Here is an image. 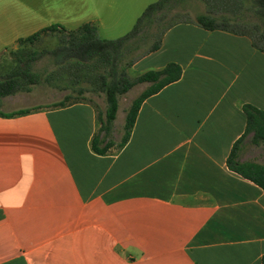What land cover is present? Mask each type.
Wrapping results in <instances>:
<instances>
[{
  "label": "crops",
  "instance_id": "1",
  "mask_svg": "<svg viewBox=\"0 0 264 264\" xmlns=\"http://www.w3.org/2000/svg\"><path fill=\"white\" fill-rule=\"evenodd\" d=\"M29 1L34 19L79 9L74 30L90 23L114 39L99 0ZM153 57L142 73L173 63L181 76L141 103L121 148L100 135L109 147L94 152L101 123L87 102L0 110H31L0 115V264H261L264 190L228 159L243 106L264 112V53L247 36L185 22L142 61ZM248 138L236 161L260 164L264 149Z\"/></svg>",
  "mask_w": 264,
  "mask_h": 264
},
{
  "label": "rangeland",
  "instance_id": "2",
  "mask_svg": "<svg viewBox=\"0 0 264 264\" xmlns=\"http://www.w3.org/2000/svg\"><path fill=\"white\" fill-rule=\"evenodd\" d=\"M156 1L158 0H99L98 4L102 5L97 6V11L104 22L105 32L113 37V40H116L128 34L147 6ZM29 2V0H0L1 75L13 70L16 65V54H11V51L18 52V54L32 51L40 53L44 50H52L58 43V37L53 35L43 36L38 42L31 45H13L12 40L16 35L19 34L24 38L54 24H58L66 30H74L77 25L72 21H76L80 15L86 12L79 9L42 11L47 15L43 14L42 19H34L32 11L25 9V5ZM125 3H131L132 9L128 10L129 5ZM113 4H116L117 8ZM108 7H112V12ZM228 9L242 12L243 24L251 34L255 35L253 26L259 25L257 16L252 12L239 9L235 2L230 0H170L164 10L155 13L143 24L137 36L126 41L117 61V71H124L131 80L136 79L143 74L141 72L143 68L155 59L153 57L142 61L143 57L152 52L153 45L160 41L168 28L177 23L195 22L196 16L199 14L210 13L216 16L226 14L231 17ZM67 14H76L77 16L67 19ZM136 62L139 64L135 69H132ZM109 68L110 65L103 64L96 59L87 63H77L72 60L58 64L53 57L44 54L31 62L30 71L36 77V84L26 86L29 91H20L2 99L0 110H12L50 102L64 104L87 102L96 109L98 116L101 115L104 118L106 96L103 82L110 81ZM149 87L150 83H138L127 93L118 96L119 110L115 124H111L108 133L103 134L98 129L99 135H103L113 143H120L124 135V113L128 112L132 102ZM248 139V143L251 145L250 138ZM254 155V159L260 164H264V158L260 154Z\"/></svg>",
  "mask_w": 264,
  "mask_h": 264
},
{
  "label": "trees",
  "instance_id": "3",
  "mask_svg": "<svg viewBox=\"0 0 264 264\" xmlns=\"http://www.w3.org/2000/svg\"><path fill=\"white\" fill-rule=\"evenodd\" d=\"M169 1L170 0H158L148 5L142 15L137 19L133 29L124 37L116 40L100 39L97 35L96 28L90 23L83 24L76 30L71 31L66 30L58 24H54L42 28L26 38L19 39L17 42L18 45H31L38 42L43 36L54 35L58 37V43L52 50H44L40 53L32 51L26 54H18V52L14 53L11 51V54H16V65L14 69L8 73L0 74V99L15 95L20 91H29L26 86L36 84V77L30 71L31 62L44 54L53 57L58 64L72 60L77 63H87L96 59L103 64L110 65V81L103 82V86H105L106 110L104 118L101 115L98 116L101 122V133H108L109 127L116 118L118 96L127 93L138 83H150V87L132 102L126 114L124 135L118 144L119 148L123 147L129 139L141 103L147 97L160 91L163 87L177 81L181 76V68L173 63L166 65L163 69L158 71H147L134 80H131L124 71L118 72L116 67L120 52L126 41L137 36L143 24L155 13L164 10L165 5ZM230 1L235 2L236 6H239V9L252 12L257 16L259 25L253 26L255 35L251 34L246 25L243 24L244 16L242 12L230 11L229 9L227 11L232 15L231 17L226 14L220 16L210 13L199 14L196 16L194 23L208 31L221 30L236 35L247 36L250 38L252 46L264 53V0ZM159 43L160 41L153 45L151 49L152 52L158 49ZM58 105L63 106L64 103H59ZM30 111L29 109H24L8 114L0 113V115L11 117L27 114ZM243 113L246 121L245 133L242 138L235 143L231 150L228 159L229 169L264 190V165L253 162L240 163L236 161L238 146L243 138L248 135H251L250 141L253 145L262 146L264 149V112L251 105H245L243 106ZM100 144L101 140L98 133L92 139V148L94 152L103 154L109 146L106 145L100 148ZM261 264H264V257L262 258Z\"/></svg>",
  "mask_w": 264,
  "mask_h": 264
}]
</instances>
